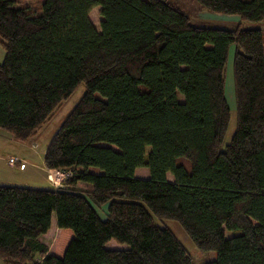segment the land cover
<instances>
[{
	"label": "trees",
	"instance_id": "16d2710c",
	"mask_svg": "<svg viewBox=\"0 0 264 264\" xmlns=\"http://www.w3.org/2000/svg\"><path fill=\"white\" fill-rule=\"evenodd\" d=\"M198 1L264 20V0ZM0 43V129L16 140L34 141L87 86L44 157L74 175L60 187L0 182L2 264H193L153 214L217 252L204 264H264V28L194 25L170 0H44L39 13L0 0ZM105 204L104 219L95 206ZM54 214L50 251L41 237ZM113 239L128 247H108Z\"/></svg>",
	"mask_w": 264,
	"mask_h": 264
},
{
	"label": "rangeland",
	"instance_id": "374dc122",
	"mask_svg": "<svg viewBox=\"0 0 264 264\" xmlns=\"http://www.w3.org/2000/svg\"><path fill=\"white\" fill-rule=\"evenodd\" d=\"M19 4L29 5L33 12L39 13L41 11V4L44 0H17ZM175 5L180 7L183 11L188 13L191 22L194 25H214L227 28H235L241 22L245 28L261 27L264 28V20L260 22L243 21L239 15H227L213 12L202 6L198 0H170ZM101 7H95L91 12V18L100 30V22L102 20ZM235 45L231 46L229 61L226 73V97L230 108L232 110V121L227 133L226 140H230L236 127V98L235 85L233 77L232 59L235 52ZM6 51L2 43H0V62L4 60ZM87 91V86L82 83L79 88L68 99L63 101L56 112L44 126L41 127L39 133L34 138V141L23 142L16 140L6 130L0 129V182L10 185H26L32 187H43L39 172L44 165L45 151L50 143L52 137L59 129L60 125L67 118L70 112L78 104L80 99ZM96 96L103 98L100 93ZM182 96V95H181ZM183 97V96H182ZM181 97V98H182ZM16 157L17 162L11 164L9 159ZM28 162V168L21 170L20 167L24 165V161ZM180 162H187L185 159H180ZM93 170L99 171L98 168L92 167ZM137 177H149L150 171L148 167H139L137 169ZM49 173V171H48ZM48 176V174H47ZM168 178L173 180V175L168 173ZM102 218H106L108 214V205L102 207L95 206ZM156 224L160 226H168L176 234L179 240L184 244L189 254L192 256L193 264H204L205 262L215 259L217 257L216 251H202L192 241L190 236L183 229L181 224L173 219H161L154 215ZM227 235H232L231 231H227ZM50 240V239H48ZM108 247L126 248L127 244H121L116 240H111Z\"/></svg>",
	"mask_w": 264,
	"mask_h": 264
},
{
	"label": "crops",
	"instance_id": "0c3cea01",
	"mask_svg": "<svg viewBox=\"0 0 264 264\" xmlns=\"http://www.w3.org/2000/svg\"><path fill=\"white\" fill-rule=\"evenodd\" d=\"M23 161H24V165H22L20 167V169L22 171L26 170L28 168V162L25 159ZM40 170L41 171L39 172V174H40V178H41V180L43 182L42 184H44L43 187H51V186H53L51 181L49 180V178L47 176L48 171L50 169H48L46 166H44ZM136 175H137V172H136ZM58 233H59V228L57 226L56 216L54 214L53 217H52L51 228L49 229V231L47 233L43 234L42 237H41V239L46 244H48L50 251H52L54 249V247H55V238L58 235ZM48 239H50V240H48ZM0 264H2V263L0 262Z\"/></svg>",
	"mask_w": 264,
	"mask_h": 264
},
{
	"label": "built area",
	"instance_id": "2783aa9c",
	"mask_svg": "<svg viewBox=\"0 0 264 264\" xmlns=\"http://www.w3.org/2000/svg\"><path fill=\"white\" fill-rule=\"evenodd\" d=\"M17 161V158L11 157L9 162L14 164ZM74 175L72 169H50L48 173V178L52 184L56 187L63 186L69 178Z\"/></svg>",
	"mask_w": 264,
	"mask_h": 264
}]
</instances>
